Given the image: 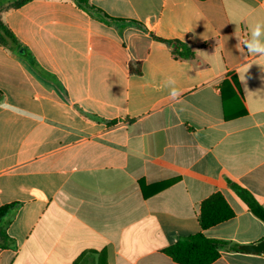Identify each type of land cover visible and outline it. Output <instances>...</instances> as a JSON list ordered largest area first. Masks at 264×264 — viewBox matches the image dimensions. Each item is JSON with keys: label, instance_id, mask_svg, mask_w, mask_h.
<instances>
[{"label": "crops", "instance_id": "crops-1", "mask_svg": "<svg viewBox=\"0 0 264 264\" xmlns=\"http://www.w3.org/2000/svg\"><path fill=\"white\" fill-rule=\"evenodd\" d=\"M88 4L115 21L75 0L0 14L24 49L0 46V207L16 204V248L0 264H176L163 250L201 232L199 205L217 192L235 215L204 236L264 242L227 185L264 208V58L237 48L264 0ZM139 182L171 183L143 198ZM211 264H264V253L221 251Z\"/></svg>", "mask_w": 264, "mask_h": 264}, {"label": "trees", "instance_id": "trees-1", "mask_svg": "<svg viewBox=\"0 0 264 264\" xmlns=\"http://www.w3.org/2000/svg\"><path fill=\"white\" fill-rule=\"evenodd\" d=\"M30 1L32 0H0V14L2 12L15 10ZM75 2L78 7L93 12L105 20L115 21L106 17L100 10L89 6V0H75ZM0 46L13 53H17L21 48V45L15 36L2 22L1 17ZM174 53L180 58H191L193 56L190 49L179 43H176ZM31 65L34 69L39 70L34 61H31ZM170 183L171 182L154 185L150 187V191L148 192H145V187L142 182H139L138 184L143 198H147L166 189ZM227 185L244 203L248 211L264 223V208L256 201L252 194L229 180H227ZM15 207L16 204H9L0 207V250L16 248L13 239L7 234V227L9 225L8 217ZM234 215V211L220 193L217 192L212 194L204 199L199 205L197 218L201 232L195 235L179 238L174 244L165 248L163 253L170 257L176 264H211L219 258L221 251L244 253L239 251L238 248L230 242L208 239L203 234V232L209 228L232 219ZM87 263L94 264V262H88L87 257L78 262V264Z\"/></svg>", "mask_w": 264, "mask_h": 264}, {"label": "clouds", "instance_id": "clouds-1", "mask_svg": "<svg viewBox=\"0 0 264 264\" xmlns=\"http://www.w3.org/2000/svg\"><path fill=\"white\" fill-rule=\"evenodd\" d=\"M249 37L243 41L238 39L237 48L242 45L246 48L248 54L253 57L264 58V21H256L249 26ZM165 87L169 89V96L173 100L182 95L181 90L177 87V81L174 77L169 76L165 81Z\"/></svg>", "mask_w": 264, "mask_h": 264}, {"label": "water", "instance_id": "water-1", "mask_svg": "<svg viewBox=\"0 0 264 264\" xmlns=\"http://www.w3.org/2000/svg\"><path fill=\"white\" fill-rule=\"evenodd\" d=\"M18 54L23 55L24 49L20 48L18 50ZM238 250L244 253L263 254L264 253V242H259L257 244H252V245L238 246Z\"/></svg>", "mask_w": 264, "mask_h": 264}]
</instances>
